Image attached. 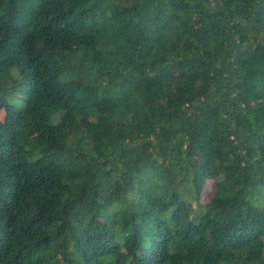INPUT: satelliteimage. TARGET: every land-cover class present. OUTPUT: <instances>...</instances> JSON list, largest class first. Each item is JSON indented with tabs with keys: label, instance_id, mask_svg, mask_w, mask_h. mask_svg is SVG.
<instances>
[{
	"label": "trees",
	"instance_id": "16d2710c",
	"mask_svg": "<svg viewBox=\"0 0 264 264\" xmlns=\"http://www.w3.org/2000/svg\"><path fill=\"white\" fill-rule=\"evenodd\" d=\"M0 111V264H264V0H0Z\"/></svg>",
	"mask_w": 264,
	"mask_h": 264
},
{
	"label": "rangeland",
	"instance_id": "374dc122",
	"mask_svg": "<svg viewBox=\"0 0 264 264\" xmlns=\"http://www.w3.org/2000/svg\"><path fill=\"white\" fill-rule=\"evenodd\" d=\"M8 102L15 105V106H19L22 102V100L18 97H16V92L13 94V96H10L8 98ZM2 116V111H0V118ZM23 141V140H22ZM27 148H30V153H35L36 152V147L34 145H31L28 142H22ZM209 188V181L206 182V184L204 185L203 191L201 193V197L200 200L202 201V198L204 196V194L206 193V191Z\"/></svg>",
	"mask_w": 264,
	"mask_h": 264
}]
</instances>
